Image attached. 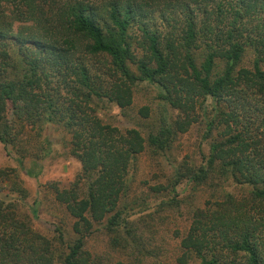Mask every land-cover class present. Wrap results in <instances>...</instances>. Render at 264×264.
Listing matches in <instances>:
<instances>
[{
	"label": "trees",
	"instance_id": "trees-1",
	"mask_svg": "<svg viewBox=\"0 0 264 264\" xmlns=\"http://www.w3.org/2000/svg\"><path fill=\"white\" fill-rule=\"evenodd\" d=\"M263 65L264 0H0V141L20 165L32 155L26 173L36 178L25 144L55 122L80 163L68 186L50 184L73 218L68 243L59 228L54 242L19 213L27 189L16 168L0 165V190L18 197H0V264H103L84 247L97 226L128 264H142L124 200L130 165L146 148L165 153L198 122L206 154L151 186L174 192L186 180L214 191L192 210L173 264H264ZM141 81L174 110L147 137L104 121L94 105L127 108ZM138 111L149 115L148 106ZM40 144L47 155L48 139Z\"/></svg>",
	"mask_w": 264,
	"mask_h": 264
},
{
	"label": "rangeland",
	"instance_id": "rangeland-1",
	"mask_svg": "<svg viewBox=\"0 0 264 264\" xmlns=\"http://www.w3.org/2000/svg\"><path fill=\"white\" fill-rule=\"evenodd\" d=\"M136 35L137 29H131ZM264 66V65H263ZM97 114L106 122L113 123L120 128L135 127L144 137L154 131L162 115H174V110L166 103L156 98V89L147 82H137L133 85L132 103L121 109L106 99L95 102ZM148 106L149 115L142 117L138 109ZM204 124L194 123L187 132L179 134L172 142L169 150L163 154H156L146 148L130 165L129 191L124 200L128 203V218L139 238V247L131 248L136 256L145 257L142 264H173V257L178 253L180 236L187 230L192 210L201 206L214 193L213 189L205 185L196 186L194 183L182 180L174 192H154L151 186L168 184L174 170L182 160L199 163L201 153L206 154L209 139H203ZM34 133V132H31ZM49 141V152L43 155L40 140ZM32 140L25 144L36 155L38 172L34 178L26 173L31 164L32 155L23 159L22 165L15 150L0 141V165L17 169L23 185L27 189L26 198L18 200V211L28 215L35 230L56 242L59 228L64 243L73 240L71 224L73 218L66 212L63 205L54 199L50 189L51 183L63 187L68 186L80 171L79 161L69 154V135L64 128L55 122H43L41 139ZM226 186L228 183H225ZM234 191L236 188L227 186ZM238 190V189H237ZM0 197L17 200L16 193L0 190ZM172 198V199H171ZM85 240V248L91 257L99 259L103 264H116L118 260L128 264L130 258L110 248L108 239L97 226ZM59 251H62L60 243ZM58 254V253H57ZM54 264H61L58 259Z\"/></svg>",
	"mask_w": 264,
	"mask_h": 264
}]
</instances>
